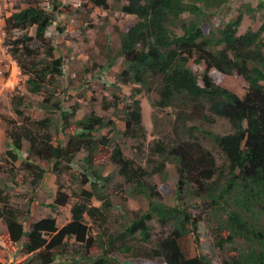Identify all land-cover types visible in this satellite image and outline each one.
<instances>
[{
  "label": "trees",
  "instance_id": "1",
  "mask_svg": "<svg viewBox=\"0 0 264 264\" xmlns=\"http://www.w3.org/2000/svg\"><path fill=\"white\" fill-rule=\"evenodd\" d=\"M23 1L24 7L4 18L3 43L26 76L25 89L42 94L45 100L38 107L51 114L32 119L23 110L27 104L24 93L15 90L10 101L13 112L22 120L17 128L13 119H7L10 128L5 130L9 139L6 144L10 148L5 153L11 162L16 161L15 151L21 149L24 139L29 154L51 163V169L59 173L63 171L60 165L69 166L74 158L91 168L92 154L100 145L109 147L111 162L122 178L119 185L130 197H143L147 208L127 220L123 228L109 231L106 226L113 204L102 191L108 177L89 170L80 174V187L67 223L58 227L54 216L48 215L25 229L19 209L11 206L8 194L0 188V220L5 225L0 240L4 246L27 254L23 264H52L57 256H65L61 258L70 264H127L115 254L159 258L163 264H211L197 242V226L205 220L212 223L217 248L229 251L222 264H264V22L255 29L239 31L243 15L254 16L264 8V0H256L253 8L250 0L242 2L227 20L220 11L231 0H125L120 5L119 10L132 16L134 22L119 32V48L112 55L105 33L98 43L108 59L107 68L117 57L124 60L115 84L133 85L130 100L120 94L114 105L110 104L123 105L122 138L145 136L140 99L135 98L139 92L148 97L153 111H175L171 129L176 139L170 146L155 142L153 151L162 159L152 160L150 168L127 157L121 140L97 134L107 126L114 127L111 119L90 112L70 121L77 109L63 110L55 96L63 62L55 56L47 35L55 13H68L70 6L60 0H46L48 7L41 0ZM79 6L81 20L88 23L95 8L107 9L109 3L80 0ZM14 30L20 34L13 36ZM192 58L204 64L200 74L189 67ZM48 98H52L49 105ZM55 113L59 128L68 132L67 139L54 142L51 130L58 129ZM216 117L227 120L231 130L202 133L209 136L223 163H217L213 152L197 136H180L181 129L200 130L198 124L188 125V121H213ZM166 161L175 163L178 177L171 204L149 180L155 174L167 175ZM28 167L33 168L32 163ZM86 183L90 189L84 186ZM187 183L191 196L185 195ZM94 196L99 206L93 204ZM69 200L70 196L59 188L49 206L55 208ZM151 219L167 226L168 233L149 249L141 250L142 244L150 241ZM89 222L95 226L94 234L89 232ZM95 249L98 252H93Z\"/></svg>",
  "mask_w": 264,
  "mask_h": 264
},
{
  "label": "rangeland",
  "instance_id": "2",
  "mask_svg": "<svg viewBox=\"0 0 264 264\" xmlns=\"http://www.w3.org/2000/svg\"><path fill=\"white\" fill-rule=\"evenodd\" d=\"M41 1L43 6L48 7L46 0ZM247 1L231 0L229 5L220 11L221 16L227 20L235 14L242 2ZM60 2L69 5L70 12H56L54 21L47 31V35L51 38L55 48V56H60L63 62V75L56 82V98L60 100L63 110H70L74 106L77 109L74 116L70 118L71 122L90 112L111 119L114 127L107 126L98 131L97 134L105 135L109 140L113 139L119 142L121 140L123 153L127 157L133 158L150 168L152 160L162 159L158 153L153 151L155 142L161 143L163 146H170L176 139V135L173 134L171 129L175 111L168 108L164 111H153L148 97L143 91L139 92L135 98L140 99L145 136L139 139L122 138L121 131L124 128L123 105L119 103L116 105L117 107H112L110 104L114 105L117 99L116 96L120 97V94L130 100L128 96L132 92L133 85L115 84L117 74L124 66V60L122 57H117L114 65L107 68L108 59L103 53L104 48L101 49L99 46L98 38L102 33H105L112 48V55L119 48V32L134 22L132 16L123 14L119 10L120 5L125 3V0H108L109 7L107 9L95 8L90 14L88 23L80 18L81 11L78 10L80 0H60ZM250 5L252 8L255 7L256 0H250ZM24 6L23 0H0V115L5 118L0 119V188H3L8 194L11 206L19 209V216L25 229L31 223L48 215L54 216L57 226L61 227L71 218L70 207L76 200L75 192L80 187L81 172L100 171L102 176L107 175L108 177L102 191L112 200L113 204L106 228L109 231L121 229L127 220L139 216L146 210L147 202L141 196L130 197L127 191L119 185L122 178L118 174L116 165L111 162L109 147L100 145L98 152L92 154L91 168H88L83 160L74 158L75 160L72 161L71 165H60L63 167V171L59 173L51 169V163L29 154L27 150L28 143L24 139L22 140L21 149L15 151L18 154L16 161L11 162L5 153L10 148L6 144L9 139L5 130L10 128L9 123L6 122L7 119H13L14 126L17 128L22 120L13 112L10 101L15 90L24 93L28 105L26 104L23 110L29 117L39 119L51 114L38 107L40 102L45 100L42 94H32L25 89L24 80L26 76L20 73L15 60L6 51V46L3 43L5 38L4 18ZM242 8L244 11L245 7ZM215 20L216 18L212 22H215ZM262 22H264V8L257 10L254 16L245 13L239 31L245 30L246 27L255 29ZM29 32L33 34V28H30ZM19 34L20 31L18 30L12 31L13 36ZM11 66L14 67L13 70H11ZM189 67L195 73L200 74L204 64L196 63L192 58L189 61ZM117 85L120 86V89ZM238 93H242V89H238ZM51 100L52 98H48L46 104L49 105ZM105 106L108 108H105ZM55 115L58 129L52 128L51 130L54 142L59 139H67L66 133L68 132L67 129L61 130L59 128V117L57 113ZM191 123L198 124L200 130L194 129L186 132L181 129L180 136H184L182 139L191 138L192 134L197 136L202 145L213 152L217 163H223L220 153L212 147V142L208 139L209 136H205L202 131L227 133L231 130L229 122L216 117L213 121L206 120L203 122L195 119L194 121H188L187 124ZM138 144H141L140 149ZM83 153L86 154L85 151ZM31 163L33 168L28 167ZM175 168V163L166 161L167 175L161 177L155 174L149 178L157 186V190L162 193L164 200L170 204L174 201L172 198L177 188L178 177ZM38 173L42 176L38 177ZM84 186L91 188L89 183ZM59 188L70 196V200L65 205L51 208L49 204L54 202L56 191ZM190 188V183H187L184 189L186 196H191L188 193ZM92 202L96 206L100 205V201L95 196ZM85 218L89 221L87 217ZM89 223V232L94 234L95 226L91 222ZM149 224L152 226L150 241L142 244L141 250L149 249L158 239L168 233V227L159 225L155 219H151ZM211 225V222L205 220L198 224V249L209 259L211 264H222L223 258L227 257L226 254L229 251L217 248ZM0 231H5L2 220H0ZM137 236L139 235L136 234ZM72 241V238L68 239L69 243ZM75 245L78 246V244ZM93 252L98 251L95 249ZM115 255L127 264H163L159 258L146 259L141 257L132 258L120 254ZM27 256L23 251L7 249L0 240V264H23ZM61 257L65 258V256H57L52 264H70L68 260Z\"/></svg>",
  "mask_w": 264,
  "mask_h": 264
},
{
  "label": "crops",
  "instance_id": "3",
  "mask_svg": "<svg viewBox=\"0 0 264 264\" xmlns=\"http://www.w3.org/2000/svg\"><path fill=\"white\" fill-rule=\"evenodd\" d=\"M10 68H11V70H13V69H14V67H12V66H11Z\"/></svg>",
  "mask_w": 264,
  "mask_h": 264
},
{
  "label": "clouds",
  "instance_id": "4",
  "mask_svg": "<svg viewBox=\"0 0 264 264\" xmlns=\"http://www.w3.org/2000/svg\"><path fill=\"white\" fill-rule=\"evenodd\" d=\"M6 51H7V49H6ZM17 65V64H16ZM18 67V66H17Z\"/></svg>",
  "mask_w": 264,
  "mask_h": 264
}]
</instances>
